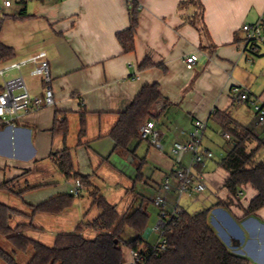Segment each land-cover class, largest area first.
Listing matches in <instances>:
<instances>
[{
  "label": "crops",
  "instance_id": "1",
  "mask_svg": "<svg viewBox=\"0 0 264 264\" xmlns=\"http://www.w3.org/2000/svg\"><path fill=\"white\" fill-rule=\"evenodd\" d=\"M138 1L132 51H124L117 36L130 26L128 0L0 4V16H5L0 41L15 51L14 58L0 68L22 62L21 69H7L5 78L21 73L30 93L44 96L43 78L32 74L30 58L45 50L55 98L53 105L21 113L13 124L0 119V184L8 183L0 190V201L22 212L13 217L14 225L32 223L25 232L52 246L59 233L75 231L100 214L91 195L97 187L121 213L147 207L150 231L143 245H151L155 242L149 237L155 233L158 238L152 222L160 217L152 198L169 179L172 187L164 192L167 211L210 209V223L228 248L252 264H264V207L249 210L257 194L252 184L234 191L228 187L230 172L220 160L232 148L226 144L233 143L234 136L216 117L219 112L229 113L231 126L254 130L253 146L259 141L264 144V127L253 107L234 94L236 86H243L264 104V40L252 47L243 28L262 16L264 0ZM196 51L199 58L189 69L185 57ZM145 60L150 65L141 67ZM0 77L1 91L4 77ZM154 82L160 85L162 99L151 119L162 132L163 148L137 138L129 152L116 151L110 132L143 85ZM196 119L207 122L203 145L221 157L206 159L194 169L206 182L205 190L179 195L172 147L189 139ZM62 120L68 125L66 135L56 131V123ZM65 147L72 152L75 169L89 176L92 186L84 187L81 197L62 212L40 211L29 217L33 205L69 192L68 179L52 157ZM190 160L187 154L182 165L188 166ZM240 187L244 193L238 196ZM82 232L90 238L97 234L89 226Z\"/></svg>",
  "mask_w": 264,
  "mask_h": 264
},
{
  "label": "trees",
  "instance_id": "2",
  "mask_svg": "<svg viewBox=\"0 0 264 264\" xmlns=\"http://www.w3.org/2000/svg\"><path fill=\"white\" fill-rule=\"evenodd\" d=\"M139 8V1L130 4V26L117 34L124 51L135 49ZM24 13L25 10H22L21 14ZM4 18L5 16H0V31ZM14 56V49L0 41V64L12 60ZM149 65L150 62L145 60L141 67ZM161 99L159 83L143 85L130 106L120 114L118 122L110 132L116 151L129 152L132 142L142 138L140 127L154 116V108ZM216 117L223 128L231 131L234 136L232 148L220 160V164L230 172L227 185L234 191L240 185L252 184L257 189V194L252 199L249 210L256 211L264 207V158H258V152L264 144L258 140L253 146L251 143L257 140L254 130L231 126L233 119L229 113L219 112ZM84 122L83 117L81 133H84ZM56 131L64 135L68 133L65 120L56 123ZM52 157L67 179L80 178L83 187L92 186L90 177L75 169L72 152L68 147L53 153ZM138 170L140 176L141 168ZM7 185V182L0 184V190ZM91 195L93 205L100 209V214L94 220L78 225L75 231L59 233L52 246L25 232L32 227V223L21 222L13 225V217L22 212L0 201V261L4 264H20L16 254L32 249L33 254L27 264H125L124 246L135 249L148 246L143 245L150 221L146 206L121 213L117 205L108 201L99 188L93 187ZM76 198L70 192L55 196L33 205V213L29 217L40 211L62 212ZM209 212L210 209L195 213L180 209L178 215L169 220L165 233L167 248L158 254L149 255L147 264H252L248 257L228 248L211 225ZM84 226L96 230V236L86 237L82 232ZM129 230L133 233L126 239L124 234L130 233Z\"/></svg>",
  "mask_w": 264,
  "mask_h": 264
},
{
  "label": "built area",
  "instance_id": "3",
  "mask_svg": "<svg viewBox=\"0 0 264 264\" xmlns=\"http://www.w3.org/2000/svg\"><path fill=\"white\" fill-rule=\"evenodd\" d=\"M31 0H3V4L7 7L14 3H26ZM133 4L138 0H128ZM246 31V39L248 44L256 47L258 42L264 40V12L262 16L254 23H247L243 26ZM199 58V51L193 52L185 57L186 66L192 69ZM30 61L34 64L31 70L32 74L40 75L43 78L45 86L44 96H33L26 84L23 75L20 73L17 76L5 78L7 69H21L22 62L12 61L8 65L0 68V75L4 77L3 89L0 92V119L10 124H13L15 118L21 113L27 112L32 107L41 105H53L55 103L54 90L52 87V75L50 72V61L45 50L36 52ZM235 96L239 101H246L253 107L257 122L264 125V104L253 98L246 87L236 86L234 88ZM159 109V103L156 104L154 110ZM207 127V122L202 119H196L194 129L190 133L187 141H177L172 147V152L175 156V162L178 167L175 170V177L178 180L176 187L179 195L193 196L196 192H201L206 189V182L202 176L197 174L194 169L197 165L204 162L206 159L215 157L213 150L203 145L204 132ZM140 135L144 139H148L152 145L157 148H163L162 132L156 126L155 119L145 121L140 127ZM230 137L229 134H227ZM187 154H191L190 164L183 166L182 162ZM69 192L79 198L83 192V183L80 178L68 179ZM172 184L169 179L162 185L160 191L153 198V202L160 208V217L155 225V232L158 235L157 241L145 248H128L125 251V264H147L149 255L158 254L167 248V238L165 236L168 229L169 220L178 215L179 208L172 211H167L165 206L167 199L164 192L169 191ZM244 193L240 187L237 191L238 196Z\"/></svg>",
  "mask_w": 264,
  "mask_h": 264
},
{
  "label": "rangeland",
  "instance_id": "4",
  "mask_svg": "<svg viewBox=\"0 0 264 264\" xmlns=\"http://www.w3.org/2000/svg\"><path fill=\"white\" fill-rule=\"evenodd\" d=\"M3 2V0H0V4ZM31 4V3H30ZM13 11L14 10H16V8H13L12 9ZM1 79H2V77H0V82H1ZM261 126L262 127H264V125H262L261 124ZM210 131V130H209ZM233 144H232V142L231 141H228L227 142V144H226V146L228 147H231ZM255 145V144H254ZM225 146V147H226ZM216 155H215V157L217 158H220L221 157V154H220V152H214ZM258 158H264V148L262 147L260 150H259V152H258ZM138 186H141V184H139ZM144 188H146V186L144 187ZM143 188V189H144ZM138 190L140 191V188H138ZM86 192V191H85ZM195 195V194H194ZM89 196H90V194H89ZM186 196H187V194H186ZM112 197V198H111ZM155 196H153V198H154ZM80 198V197H79ZM78 198V199H79ZM110 198L111 199H115V196H110ZM141 200V197L139 196V198H137V200L136 201H134V207H138V202ZM152 203H153V205H155L156 206V204L152 201ZM120 205H122V204H120ZM157 222H158V220L156 221V223H154V222H152L153 223V226H152V228H154L155 229V225L157 224ZM13 225H14V221H13ZM128 232H130V233H125L124 234V237L126 238V239H129L130 237H131V233H133V231H131V230H129ZM34 238H36L35 236H33ZM86 237H88V238H90L88 235L86 236ZM149 240H150V242H156L157 241V236H156V234L154 233V234H152L150 237H149ZM9 249H11V247L10 246H8V244L6 245ZM124 249H125V251H127V247H125L124 246ZM32 254H33V250L32 249H30V250H28L27 252H25V253H22V252H18L17 254H16V257H17V259H18V261L20 262V264H27L28 263V261H29V259L31 258V256H32ZM0 264H4V263H2L1 261H0Z\"/></svg>",
  "mask_w": 264,
  "mask_h": 264
},
{
  "label": "water",
  "instance_id": "5",
  "mask_svg": "<svg viewBox=\"0 0 264 264\" xmlns=\"http://www.w3.org/2000/svg\"><path fill=\"white\" fill-rule=\"evenodd\" d=\"M150 231V228H147L145 231V235Z\"/></svg>",
  "mask_w": 264,
  "mask_h": 264
}]
</instances>
